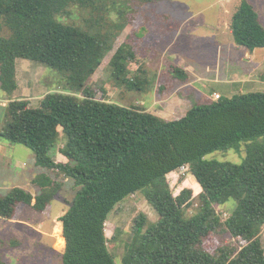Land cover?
<instances>
[{
	"label": "trees",
	"instance_id": "obj_1",
	"mask_svg": "<svg viewBox=\"0 0 264 264\" xmlns=\"http://www.w3.org/2000/svg\"><path fill=\"white\" fill-rule=\"evenodd\" d=\"M129 1L135 0H0V19L11 31L8 37H0V83L12 97L6 106L7 127L0 137L29 148L38 167L74 180L80 188L60 219L66 245L63 264H117L108 247L106 223L118 204L138 192L159 220L148 224L147 217L140 215L123 264H264L260 239L264 228V93L220 96L214 102L190 98L192 106L185 116L172 121L140 106L98 100L87 92L83 99L48 94L37 108H31L28 99L14 98L21 59L66 74L71 90L84 91L113 50L112 44L109 36L64 24L59 17L69 15L74 5L122 16ZM137 1L145 7L169 0ZM130 20L135 23L133 17ZM124 27L126 21L121 31ZM230 28L239 47L264 49V25L250 0H241ZM137 53L138 46L126 40L110 61L115 84L130 92L150 86L145 77L130 75ZM172 73L183 84L191 79L180 66H173ZM60 129L67 142L60 150L63 160L56 161L51 151ZM243 145L246 157L240 164L206 158L215 152H241ZM183 166H189L201 191L199 210L191 217L185 208L193 190L186 188L175 196L168 180ZM33 184L39 187V195L19 187L0 195V220H13L21 205L44 212L63 187L46 173L36 176ZM231 201L236 206L223 221L216 206ZM222 232L243 245L207 251L204 241ZM0 264L6 263L0 260Z\"/></svg>",
	"mask_w": 264,
	"mask_h": 264
},
{
	"label": "rangeland",
	"instance_id": "obj_2",
	"mask_svg": "<svg viewBox=\"0 0 264 264\" xmlns=\"http://www.w3.org/2000/svg\"><path fill=\"white\" fill-rule=\"evenodd\" d=\"M256 7L261 22L264 25V0H250ZM241 0H169L156 4L129 1L125 14L119 16L116 12L93 11L90 7L74 5L70 14L60 16L59 20L67 25L79 27L89 33L99 36H109L113 50L107 55L96 74L86 84L82 92H74L67 83V75L48 68L47 66L29 60L17 61V80L19 90L14 98L28 99L31 108H37L48 94L74 95L80 99L85 92L92 94L98 100L115 103L121 106H140L152 114L162 115L168 121L174 120V113L181 114L190 102L171 101L181 99L182 90L193 100L195 95L188 94L193 89L175 78L173 66L190 68L194 77H202L209 81H201L197 88L203 95L210 97V92H219L223 97L249 93H264V66L257 75H252L249 86L241 83L214 82L210 78L217 77V70L227 72L226 66L232 60L235 71H255L258 61L250 64L245 62V52L242 48H233L235 43L231 32V21ZM138 11V16L134 15ZM140 11V12H139ZM131 17L135 23H130ZM126 27L121 31V24ZM142 28V29H140ZM137 32V33H136ZM11 34L3 18L0 19V37ZM128 40L138 46L136 62L130 64V75H139L150 81L145 91L130 92L118 87L112 77L110 61L116 50ZM264 59V49H257ZM242 59V60H241ZM229 73V72H228ZM227 74V73H225ZM228 76V75H227ZM192 78L188 83H190ZM262 81V82H261ZM205 86L207 91L201 89ZM199 100L208 102L202 94ZM220 95V96H221ZM215 94L213 98H215ZM10 98L2 89L0 83V132L8 123L7 108ZM190 99V100H192ZM202 99V100H200ZM214 101V100H213ZM176 106V107H175ZM67 140L60 129L56 146L51 155L56 161L63 160L60 150ZM7 158L21 162V172L8 169L10 162L0 158V193L7 194L13 188L19 187L33 195H39L40 189L33 184L36 176L49 174L55 181L63 183L58 198L44 212H37L29 206L21 205L11 221L0 220V260L6 264H63L65 243L62 241L63 224L61 217L69 209L79 187L74 180L58 176L56 172L38 167L35 154L27 147L6 143ZM6 155V154H5ZM246 157L245 145L241 152L229 150L208 155V160L240 164ZM9 160V161H10ZM6 166V169H5ZM4 168V169H3ZM11 170V171H9ZM172 192L178 196L183 189H192L193 197L185 208L186 216L191 217L199 210L198 195L201 192L195 185L196 179L189 172L180 170L169 175ZM236 203L231 201L216 210L223 221H226L234 211ZM145 215L148 224L158 222L159 215L152 208L143 193L129 196L110 214L106 223L108 247L117 264H123L126 247L134 233L136 220ZM264 248V228L260 234ZM242 241L234 239L229 233L222 232L210 236L204 241L207 251L215 253L222 246H242Z\"/></svg>",
	"mask_w": 264,
	"mask_h": 264
},
{
	"label": "crops",
	"instance_id": "obj_3",
	"mask_svg": "<svg viewBox=\"0 0 264 264\" xmlns=\"http://www.w3.org/2000/svg\"><path fill=\"white\" fill-rule=\"evenodd\" d=\"M230 46L233 47V48L234 47L235 48H242V47H239L236 43H231ZM242 50H243V52H245V55H244L245 56V62L250 63V64H252V63H254L256 61L259 62V64H257V66L255 68L256 69L255 71H250V72L243 71L242 73H240L239 71H235V69L232 67V66H235V65L233 64V61L230 60L229 63H228V65L226 66L227 69L229 68V70L227 72H224V74L222 75L223 72L217 70L216 73H217L218 76L217 77L210 78V79L212 81H214V82L226 81V83H232V82H235L236 81L237 83H241L242 85H244V84L246 86L252 85V84H249L250 78L254 74L255 75L259 74L258 73L259 68L261 70L263 68V66H264V59L259 56V55H262L260 52H256L257 49L254 50V51H249V50H247L245 48H242ZM184 70L188 73V75L190 76V78H192L191 82L188 83L187 85L190 86V88H192L193 90L190 93H188V94H190V95L193 94V93H194L193 95L196 94L195 95V97H196L195 100H199V98L201 97V95H199V94H202L203 95V93L198 90L197 85H200V82L201 81H203V80L209 81V79L208 78L205 79V78H203V76L202 77H194L193 78L192 76H193V74L195 75V73H192L191 70H190V68L185 67ZM225 73H227V74H225ZM201 89H203L204 91H207V88H205V86H201ZM182 92H183V95L182 96H184V97H180L181 98L180 100L177 98V99H167V101H166L168 106H171V103L170 102L171 101L173 102L175 100L177 101V103H180V105H183V102H184V105H185V102H190V104L187 105L186 110L183 111L181 114H178L179 112L178 113L177 112L174 113V116H175V118H173L174 120L180 119L181 117L185 116V114L188 112V110L192 106V103L190 101V96L187 95V93H185V90L184 91L182 90ZM209 94H210V97H207V96L203 95L205 97L204 99L209 100V102L216 101L215 98H213L214 94L215 95H217V94L218 95H221L219 92H210V91H209ZM200 100H202V99H200ZM7 101H9V100H7ZM3 106L6 107L7 105L6 104H3ZM154 114L157 115V116H159V117H161V118H164L162 115H160V114H158L156 112H154ZM6 143H8V142L4 141L0 137V158L6 159V162H10V164H8V166H7L8 169L10 168L11 170H15L18 173H20L21 172V162L20 161L14 162V161H11L10 158H7V153H6L5 150H6V147L8 145ZM11 145H14V144H11ZM5 169H6V166H5ZM11 170H9V171H11ZM0 195L1 196L2 195L4 196L6 194H1L0 193Z\"/></svg>",
	"mask_w": 264,
	"mask_h": 264
},
{
	"label": "built area",
	"instance_id": "obj_4",
	"mask_svg": "<svg viewBox=\"0 0 264 264\" xmlns=\"http://www.w3.org/2000/svg\"><path fill=\"white\" fill-rule=\"evenodd\" d=\"M220 98V95H216L215 96V100H218ZM180 171L181 172H183V173H187V172H189L190 171V169H189V166H183L181 169H180Z\"/></svg>",
	"mask_w": 264,
	"mask_h": 264
}]
</instances>
